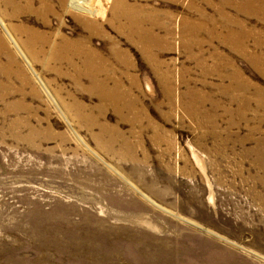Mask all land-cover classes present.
Masks as SVG:
<instances>
[{
  "label": "rangeland",
  "instance_id": "374dc122",
  "mask_svg": "<svg viewBox=\"0 0 264 264\" xmlns=\"http://www.w3.org/2000/svg\"><path fill=\"white\" fill-rule=\"evenodd\" d=\"M91 5L0 0V264H264V0Z\"/></svg>",
  "mask_w": 264,
  "mask_h": 264
},
{
  "label": "bare ground",
  "instance_id": "6f19581e",
  "mask_svg": "<svg viewBox=\"0 0 264 264\" xmlns=\"http://www.w3.org/2000/svg\"><path fill=\"white\" fill-rule=\"evenodd\" d=\"M59 3H62V1H64V0H57ZM93 0H69V6L68 7H70V8H72V9H75V10H78L79 12H81V13H85V14H88V15H90V16H95V15H97V11L96 10H94L93 8H92V5H91V2H92ZM46 8H48V6L46 5ZM49 10V9H48ZM134 10V9H133ZM117 12H118V7H117ZM118 14H120L123 18H126V12H123L122 10H120L119 9V12H118ZM120 17V16H119ZM134 20V19H133ZM92 25V24H91ZM90 26V25H89ZM93 26H96V25H93ZM140 26V25H139ZM138 27V26H137ZM90 29V28H89ZM64 43H67V41L65 42L64 41ZM32 44H33V41H26V42H23V46H24V48L31 54V55H33L34 56V59H35V57L37 58V53L34 51V49L32 48L33 46H32ZM65 45H67V44H65ZM65 45H63L62 44V46H60L59 45V50H61V49H64V47L63 46H65ZM63 47V48H62ZM67 47H69V45L68 46H65V48H67ZM71 49V48H70ZM83 50V49H82ZM83 55V54H82ZM86 58V57H85ZM70 60V59H69ZM69 60H66V61H69ZM96 67V66H95ZM109 99V98H108Z\"/></svg>",
  "mask_w": 264,
  "mask_h": 264
}]
</instances>
